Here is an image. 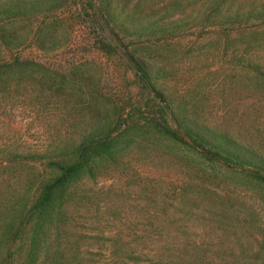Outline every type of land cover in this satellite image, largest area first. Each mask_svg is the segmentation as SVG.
I'll list each match as a JSON object with an SVG mask.
<instances>
[{
	"label": "rangeland",
	"instance_id": "374dc122",
	"mask_svg": "<svg viewBox=\"0 0 264 264\" xmlns=\"http://www.w3.org/2000/svg\"><path fill=\"white\" fill-rule=\"evenodd\" d=\"M93 1L107 39L146 68L182 121L264 158V0ZM17 2L32 10L13 14ZM82 3L0 0V158L66 156L89 137L112 139L15 243L58 171L47 161L0 167V264H113L114 236L141 232L208 264H264V183L136 112L135 71L123 48L99 51Z\"/></svg>",
	"mask_w": 264,
	"mask_h": 264
},
{
	"label": "trees",
	"instance_id": "16d2710c",
	"mask_svg": "<svg viewBox=\"0 0 264 264\" xmlns=\"http://www.w3.org/2000/svg\"><path fill=\"white\" fill-rule=\"evenodd\" d=\"M83 2L81 5L83 16L98 31L96 44L99 51L107 55H117L119 49L123 48L121 50H123L124 56L135 71L140 100L138 103L140 106L133 107L135 111L145 115L149 124L175 143L190 148L210 162L246 172L253 179L264 183V158L236 139L220 135L201 124L182 121L175 114L169 102L156 91L153 79L146 68L136 61L123 45L114 44L113 42L117 39H107L104 32L107 22L102 9L95 8L93 0H83ZM9 8L12 9L13 14L23 16L32 10V5L17 2ZM115 38L118 37L115 36ZM0 69L2 68L0 67ZM111 145L110 132H107L105 135L87 138L66 156L45 157L34 154L0 158V167L47 161L49 166L58 171L56 178L42 186L35 205L11 237V242L15 243L20 238L23 229L31 221L32 214L44 211L59 191L69 187L86 170L92 172V169H89L90 162L107 155ZM129 226L130 229L133 228L132 225ZM173 241H176V238L173 237ZM168 245L169 242L158 234L141 232L140 234L126 233L125 235L120 233L112 239L113 264L209 263L204 254L190 258L186 250L179 253L171 245L169 249Z\"/></svg>",
	"mask_w": 264,
	"mask_h": 264
}]
</instances>
